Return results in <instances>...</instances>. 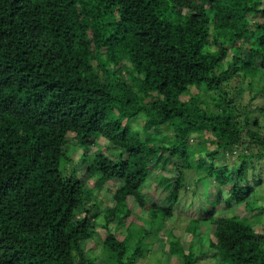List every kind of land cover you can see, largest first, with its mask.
<instances>
[{"label":"trees","instance_id":"obj_1","mask_svg":"<svg viewBox=\"0 0 264 264\" xmlns=\"http://www.w3.org/2000/svg\"><path fill=\"white\" fill-rule=\"evenodd\" d=\"M259 95L264 0H0V264H96L99 225L102 264H138L191 180L216 201L191 220L189 248L169 229L168 251L182 264H264V203L251 220L226 213L262 183L250 180L264 159ZM164 168L175 177L157 173L165 198L149 201ZM112 180L116 206L102 208ZM202 220L210 255L192 251Z\"/></svg>","mask_w":264,"mask_h":264},{"label":"rangeland","instance_id":"obj_2","mask_svg":"<svg viewBox=\"0 0 264 264\" xmlns=\"http://www.w3.org/2000/svg\"><path fill=\"white\" fill-rule=\"evenodd\" d=\"M250 78L246 79L245 82L242 84V86H246L249 83ZM258 83V79L255 80V84ZM239 85V83H238ZM248 92V91H247ZM252 94V93H251ZM244 99H242V103H247L249 100L248 95L243 94ZM263 97L261 95L258 96L251 105V108H256L258 105L264 106L263 103ZM259 113V112H258ZM137 122H140L139 120ZM136 122V125H137ZM262 125H264V121L262 122ZM73 134H71L70 137H72ZM71 140V139H70ZM69 140V141H70ZM99 142L101 144H106L107 141L104 139H100ZM71 147V155L74 156L75 158H78V154L81 151V148L76 145V144H70ZM254 150H257L254 149ZM78 160V159H76ZM145 166V169H152L156 168V164L154 163H145L142 162ZM258 164L255 166V170L251 173L250 175V180H253L257 176L261 178L262 183L261 185L257 188V199L256 198H251L249 201V204L247 206L241 205L240 207H236L234 209L235 212L232 210L226 213L228 215H232L233 213L239 214L240 216L244 215L248 219H252V216L255 214H258L260 212V209H254L252 211H249L248 208L251 206H255V204L264 203V159H261L257 162ZM83 172V170H81ZM81 172V173H82ZM163 174L164 176H174V172L171 173L169 169H161V170H155L153 171V178L149 181L146 182L145 189L143 191L144 196L152 202H158L160 200L163 201V198H165V195L163 194L164 192H160L159 189H161L162 185L164 184L166 187H168V183L166 181H161L159 182L160 184L157 183V177L156 174ZM83 174V173H82ZM85 178H87L86 174L83 175ZM89 178H87L88 180ZM166 179V178H165ZM91 183H93L92 179L89 180ZM190 185L187 187L186 190H183L181 192L180 199L176 205V210H175V217L171 219L172 221H168L166 227L161 225L162 221L158 220L157 225L152 227L151 233L146 237V241L151 244L150 248L147 250V253L145 254L146 256L140 261L138 264H182V261L176 258V256L172 255L168 249L169 245L171 244V239L173 238V234L169 231L170 228L174 229V233L176 235H180L184 238L183 244L185 248H189V245L193 239V234L190 232L189 228L190 225L193 224L192 219H203L205 217V214L211 209L212 204L215 203V194L213 193L214 187H211V191L207 196H205V191L206 189L205 186H203L201 183L196 184L195 180H191L189 183ZM161 186V187H160ZM120 187L119 181L118 180H112L108 182L102 190L99 191L98 196H99V201L101 202L102 208H114L116 204L112 201V196L115 194L116 190ZM207 190V189H206ZM259 192V193H258ZM260 194V195H259ZM129 202V200H128ZM130 205L132 206V209L138 213L139 216H144L146 217L145 213H142L139 211L138 206L135 201L130 200ZM144 212V211H143ZM110 215H114L111 213ZM143 217V218H144ZM137 225L136 229L142 225L143 227H148L147 224H143V221L139 219V217L134 221ZM210 226L208 222H204L202 220L200 224L195 223V226L192 225L191 228H195L196 236H195V244L192 248L193 254H197L201 251L203 253L207 252V255L212 254L215 250L210 246V238L209 233L206 232L207 228ZM97 230L100 233V237L96 238L95 241H90L87 244V247L90 249H93L91 251V254L98 256L96 260V264H102L106 261V258L102 255H104L105 251L103 248L102 243L99 241L100 238H104L106 236V230L101 227L100 225L97 226ZM189 231V232H188ZM186 234H189L187 237L185 236ZM173 240V239H172ZM206 250V251H205ZM210 258V257H209ZM199 264H212V261L209 259L201 260Z\"/></svg>","mask_w":264,"mask_h":264}]
</instances>
